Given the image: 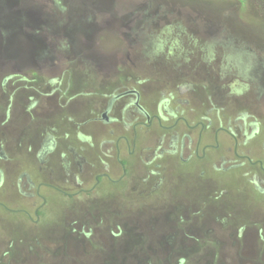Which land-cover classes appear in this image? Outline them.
Masks as SVG:
<instances>
[{"label": "flooded vegetation", "instance_id": "flooded-vegetation-1", "mask_svg": "<svg viewBox=\"0 0 264 264\" xmlns=\"http://www.w3.org/2000/svg\"><path fill=\"white\" fill-rule=\"evenodd\" d=\"M35 2L44 16L26 28L42 42L26 63L0 57V264H84L65 250L83 251L96 232L109 252L141 257L95 264H264L263 56L245 58L241 37L229 59L225 22L158 15L128 21L124 52L104 61L54 33L68 21L53 25L50 0ZM172 160L195 164L178 193ZM225 173L243 181L236 192L215 180ZM55 194L65 201L53 222ZM108 203L107 217H78ZM44 237L63 238L60 257Z\"/></svg>", "mask_w": 264, "mask_h": 264}, {"label": "rangeland", "instance_id": "rangeland-1", "mask_svg": "<svg viewBox=\"0 0 264 264\" xmlns=\"http://www.w3.org/2000/svg\"><path fill=\"white\" fill-rule=\"evenodd\" d=\"M40 5L35 0H0V57H5L3 54H7L8 56L6 57L16 61V63V59H18V62H23L22 60L30 53L33 44L42 42L39 38L35 39L38 35H30L29 29L26 28L29 23L37 19L35 17L44 16ZM50 5L52 7L53 25L56 22L60 24L63 21L62 19L68 21L63 22V25H66L64 28L60 29L59 27L55 29L54 33L67 34L65 36L73 38L78 50L82 51L84 49L85 52L95 56V58H111L104 61L112 60L118 54L124 52L125 43L123 39L128 35L123 26L128 21H131L132 24L145 20L152 22L158 18V15L162 16V20L167 22L183 20L184 22H197L199 26L205 25L207 27L225 22L227 25L228 52H231L230 50L233 52L232 54L228 53L227 57L229 59H234L237 55L236 50H234L236 46L235 39H240L241 37L243 39V55L245 58H256V56H263L264 58V54H262L264 53V0H50ZM205 6L208 7V10H211L210 15L207 14ZM61 8L66 11L64 14L61 13ZM28 10L35 11L31 12ZM93 27H95V34L91 39L92 34H89L88 28L92 29ZM210 31L207 30V32ZM39 36L43 37V35ZM83 42H87L88 45ZM102 47L104 48L101 51L102 55H96L98 53L96 51L97 48ZM247 70L245 61L243 64L244 75L247 74ZM260 134L264 136V119ZM252 152L255 155L259 154L260 148L258 145L252 147ZM170 169V180L173 183L174 180L183 176L179 183H174L177 186L170 187L172 192L177 191L178 193V191L184 190L193 183L194 163L179 164L176 167L175 161L172 160ZM215 180L220 183H227L233 188L234 192L243 183L242 180L237 178V174L233 173L222 174ZM110 186L105 185L104 191L106 195H112L114 191ZM238 197L241 196L239 195ZM64 201L65 199L61 198V196L53 195V201L48 208L49 217L53 222L60 217V208H62ZM68 206L70 208L74 204ZM82 208V212L78 210L81 213H78V217L90 215L92 218L95 217L96 222L97 218L100 219L104 216L107 217L109 214L111 215L110 211H114L115 206L110 203L100 206L98 211L95 209V214L93 206L87 207L83 205ZM259 209L264 211V203L259 205ZM68 216H70V213ZM73 220L74 215L72 214L71 221ZM200 229L202 227L198 228V230ZM132 231L133 229L129 232L132 234ZM96 236L95 238V234H93L88 240L83 241L84 248L81 252H71L66 249V256H72L71 258L75 259L79 255L77 257L82 258V262H85L84 264H95V258L96 260H101V258L107 257V259L105 258L106 260L113 262L119 258L125 259L130 254L132 255L131 260L141 257L140 253L109 252L111 247L107 246V239L101 232H96ZM40 239L41 244L53 253L51 255L56 256V258L60 257V246L63 243V238L44 237ZM95 247H101L107 251L99 250L95 253ZM48 254L50 253L45 255L42 252L40 254L37 252V261H49L50 256ZM40 256L44 257V259L40 258ZM141 260L144 259L141 258ZM36 264L39 263L37 262Z\"/></svg>", "mask_w": 264, "mask_h": 264}]
</instances>
